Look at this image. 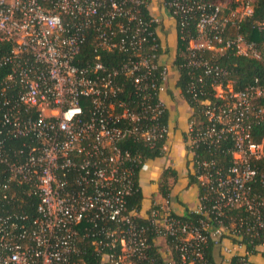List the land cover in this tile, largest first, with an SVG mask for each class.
Returning <instances> with one entry per match:
<instances>
[{"label":"built area","instance_id":"2783aa9c","mask_svg":"<svg viewBox=\"0 0 264 264\" xmlns=\"http://www.w3.org/2000/svg\"><path fill=\"white\" fill-rule=\"evenodd\" d=\"M150 3L0 0V70H5L0 76V172L6 173L0 191L3 199L17 200L15 193H4L14 183L37 200L31 218L2 206L0 264H88L80 245L84 238L91 240L99 256L96 264H159L151 251L163 245V256L171 255L168 236L174 238L180 264H205L207 235L219 246L224 234L240 236L242 232L256 238L264 231V198L251 195L257 175L252 163L264 152L250 135L253 117L264 122L263 110L256 108V100L264 97L259 86L229 90L225 96L220 86L214 87L216 92L221 90L217 94L224 104L205 103L206 127L193 121L187 125L186 152L198 184L205 188L194 212L205 221L194 226L177 220L162 198L149 211L155 234L149 242L147 228L134 222L138 214L127 210L126 199L137 186L135 168L141 166L140 174L148 170V163L123 150L122 143L133 138L152 148L162 142L163 152L169 135L160 118L166 108L161 94L167 91L170 64L151 30L159 20L143 13L150 11ZM252 4L253 0L164 1L172 16L197 15L196 36L188 39L184 67L204 68L206 75L215 77L225 75L201 60L197 52L203 50L234 48L238 55L258 59L253 42L241 35L223 37L227 26L238 27L253 17ZM223 9L228 13L223 15ZM253 28L264 31V20L254 22ZM89 47L94 54L90 62L85 60ZM102 51L123 53L122 63L107 67ZM127 84L132 91L125 96ZM193 86L189 91L194 92ZM11 139L23 141L13 147L8 144ZM221 140L231 141L230 167L195 159L196 148L217 146ZM236 208H245L253 221L240 219L237 226L231 219L225 226L224 210ZM211 219L214 228H209ZM83 221L92 229L84 227L81 235L78 227ZM99 223L113 226L97 232ZM221 249L224 256H239L234 264H255V255L241 242Z\"/></svg>","mask_w":264,"mask_h":264},{"label":"trees","instance_id":"16d2710c","mask_svg":"<svg viewBox=\"0 0 264 264\" xmlns=\"http://www.w3.org/2000/svg\"><path fill=\"white\" fill-rule=\"evenodd\" d=\"M166 1V0H164ZM206 2L216 4L218 1L222 0H204ZM253 9L254 14L251 19L242 21L238 24V27H230L227 26L224 31V39H233L236 35H241L248 42H253L256 45V48L259 52V58H250L242 55H238L234 48L225 49L222 52H214L209 50H203L197 52L203 62H206L209 66L213 68H218L219 70H223L225 75L215 77V75H206L204 72V68H195L190 69L184 67L187 62V45L188 39L196 36V21L197 15L185 16L182 19L178 16H172L171 8H166V11L175 21V34H176V51L174 55V59L172 61V66L176 69L178 78L175 82V87L179 90L180 95L188 104L191 109V115L188 120V123L195 122L199 124L200 128L206 127L209 123L204 116V109L206 108L205 103L209 102L212 106L218 107L219 105L224 104V100L220 98L214 90V87L220 86L225 93L229 90L232 92H239L244 90L247 87L251 86H259L264 89V31H258L253 28L254 22L264 20V0H253ZM233 8V5H232ZM150 11L145 10L143 13L145 16H148ZM228 13V9H223V15ZM158 25L152 26V31L156 36L157 43L161 44V39L158 34ZM223 46V44L219 45ZM3 50L4 45L1 47ZM86 58L85 60L91 61L94 57L92 53V48L89 47L86 49ZM102 62L109 68H117L124 58V54L118 51L108 52L102 51L101 53ZM161 54V49L158 50V55ZM165 54L168 56L167 52ZM5 74V70H0V76ZM122 79V78H121ZM200 80V82L198 81ZM193 84L194 92L189 91V86ZM132 91V87L127 84L125 86V96L129 95V92ZM133 98V96H132ZM84 103L87 106V109L90 108L89 101L85 99ZM256 108L262 109L264 114V97L258 98L256 100ZM160 122L163 125H168V112L165 108L163 115L160 118ZM250 135L253 143L255 144H264V122L254 117L250 121ZM23 139H11L8 141L9 145L13 147H20ZM162 142H157L154 147L150 148L145 145L141 140H136L133 138H128L125 142L122 143L121 147L123 150H128L132 155H136L139 157L140 161L151 162L157 158H160L162 153ZM231 147V141L229 140H221L217 146H199L194 151V157L196 160H213L218 167H222L227 169L233 163L232 157L228 152V149ZM264 149V145H263ZM264 151V150H263ZM188 154V153H187ZM191 156L188 155L186 161V187H190L195 185L198 190V196H201L205 193V188L200 186L197 181V175L194 172V164L191 162ZM253 166L257 169V175L251 184V195H258L264 198V152L263 156L258 161H253ZM2 166H0L1 170ZM141 166L135 168V180L137 182V186L135 187L134 193L126 199V207L128 211H133L138 214L135 218V223L139 227L147 228V237L148 241L151 242L155 234H152L151 230L153 228L152 222L149 219V211L150 208L146 212V216L144 218L140 217L139 214L142 209V199L143 193L142 188L140 186V178H139V170ZM6 179V173L0 172V181H4ZM179 178L176 170L172 168H165L161 172L159 180L157 182V194L159 197L167 199L170 202L172 198V194L178 183ZM4 193H15L18 197L17 200L7 201L2 198V192L0 191V212L2 206H6L10 212L18 211L21 213L28 214L29 218L35 215V209L37 205V200L34 197H28L25 193H23V187L20 185H16L14 183L10 184V189ZM10 195V194H9ZM154 202V201H152ZM153 204V203H152ZM156 208V206H154ZM264 219V209L261 212ZM173 215L177 220L183 222H191L194 226H199L200 221L204 220L203 216L196 214L194 211L184 208V212L182 215H177L173 212ZM224 224L227 226L228 221L234 219L236 225H239V220L242 219L244 221H253L254 217L250 215L245 208H236V209H225L223 212ZM91 224H86L84 221L78 227L81 235L84 233L83 228L86 227L91 230ZM113 226L111 223H99L96 230L97 232L101 229V227H109ZM209 228L216 227V224L213 219L209 221ZM91 228V229H90ZM240 236H230L222 235L219 239L218 244L216 246L214 244V239L210 238L207 235V243L203 249V254L205 258V264H222V261L225 260V256L222 253L223 244H232L236 242H241L247 245L248 249L251 251L253 255H258L262 259H264V247L257 248V245L264 244V231L260 233V235L256 238L244 235ZM166 243L170 248L171 255H168L167 252L164 254L163 245L153 246L151 254L155 260L159 262V264H165V261L174 260V264H180L177 254L174 251V238L168 236L166 239ZM80 245L83 246L84 256L83 259L88 264H96L99 256L94 252V246L90 239H85L80 242ZM256 246V247H255ZM255 247V248H254ZM108 251L105 250L104 253ZM239 256H232L229 264H234ZM166 259V260H165ZM168 259V260H167Z\"/></svg>","mask_w":264,"mask_h":264},{"label":"crops","instance_id":"0c3cea01","mask_svg":"<svg viewBox=\"0 0 264 264\" xmlns=\"http://www.w3.org/2000/svg\"><path fill=\"white\" fill-rule=\"evenodd\" d=\"M150 13L153 17L159 20L157 30L161 39V45L168 56L166 59L170 64L169 81L167 91L161 94L168 112V129L169 135L163 147V155L148 163V170L142 171L139 174L140 186L143 193L142 209L140 217L146 216L147 210L152 205V201H161L162 198L157 194V182L161 172L165 168L176 170L179 181L176 184L172 198L169 202V207L177 215H182L184 208L195 211L198 206V190L195 185L186 187V161L188 154L186 152L184 140L188 125V120L191 115V109L180 95L179 90L175 87V82L178 78L176 69L172 66L176 51V34L175 21L166 11L164 0H151ZM226 246L227 244H223ZM230 257L225 256L228 260ZM255 264H264V259L256 255L252 258ZM229 264V262H222Z\"/></svg>","mask_w":264,"mask_h":264},{"label":"rangeland","instance_id":"374dc122","mask_svg":"<svg viewBox=\"0 0 264 264\" xmlns=\"http://www.w3.org/2000/svg\"><path fill=\"white\" fill-rule=\"evenodd\" d=\"M223 6H225V3L222 4ZM218 94L221 92V90L217 89ZM264 145V144H263Z\"/></svg>","mask_w":264,"mask_h":264}]
</instances>
